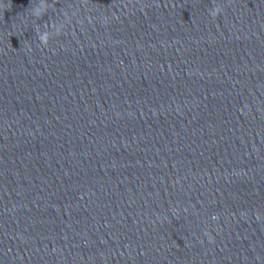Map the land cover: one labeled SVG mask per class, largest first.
Segmentation results:
<instances>
[{
  "label": "clouds",
  "instance_id": "clouds-1",
  "mask_svg": "<svg viewBox=\"0 0 264 264\" xmlns=\"http://www.w3.org/2000/svg\"><path fill=\"white\" fill-rule=\"evenodd\" d=\"M45 10L46 9H42L41 7H35L32 9V15L35 16L36 18H40L43 15ZM222 11H223L222 7L216 6L211 11L210 14L213 18H215V17L219 16L222 13ZM41 40H43V37H41ZM205 234L208 235L209 240H212V237L208 233H205Z\"/></svg>",
  "mask_w": 264,
  "mask_h": 264
}]
</instances>
